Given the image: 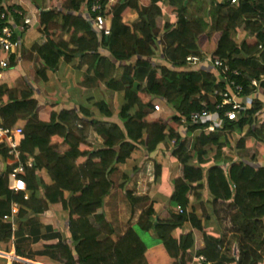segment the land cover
I'll use <instances>...</instances> for the list:
<instances>
[{
    "label": "trees",
    "instance_id": "1",
    "mask_svg": "<svg viewBox=\"0 0 264 264\" xmlns=\"http://www.w3.org/2000/svg\"><path fill=\"white\" fill-rule=\"evenodd\" d=\"M11 2L9 8L21 13L14 17L19 29L16 46L19 35L33 26L44 42L29 49L27 66L20 63L24 72L18 71L14 54L0 73V122L11 131L22 129L19 163L24 165L15 175L18 189H10L8 176L16 165L6 164L9 148L0 145V242L21 237L25 219L60 205L66 213L68 240L48 249L56 251L61 264H191L194 233L202 240L203 247L194 254L202 258L201 264H264V164H257L258 157L264 158V83L257 88L249 83L264 76V51L258 49L264 41V0ZM93 5L100 7L95 14L90 13ZM163 7L173 18L164 20ZM127 15H135V21L126 24ZM97 16L107 20V36L94 27ZM33 56L37 66L32 78L25 70L34 63L29 61ZM188 57L219 60L227 71L195 69L186 63ZM75 62L76 70H84L80 84L103 86L108 95L121 97L117 111L102 99L91 105L97 116L83 106L54 112L55 104L44 103V93L39 100L32 98L34 88L44 91L47 74ZM17 78L28 88L18 97ZM229 83L242 87L236 121L223 117L229 106L216 109ZM202 111L216 113L221 121L214 133L204 132L207 123L191 121L192 114ZM151 112L159 116L150 119ZM90 129L100 140L97 148L87 142ZM232 134L239 136L233 147L228 143ZM161 145L171 147L167 157L181 167L170 197L181 213L158 219L153 205H146L147 197L136 198L128 191L125 196L133 206L144 205L132 227L151 232L157 244L146 248L132 227L113 238L104 211L113 188L111 177L135 151H142L148 162ZM252 148L254 154L246 160L245 152ZM28 160L30 167L25 166ZM152 173L158 179L160 167L152 166ZM122 178L120 189L128 181L127 175ZM204 189L207 204L231 226L227 243L207 236L201 220L186 211L188 196L198 201ZM12 206L17 212L11 221ZM185 224L192 231L175 235ZM233 243L237 257L231 253ZM15 255L23 258L17 249Z\"/></svg>",
    "mask_w": 264,
    "mask_h": 264
},
{
    "label": "crops",
    "instance_id": "2",
    "mask_svg": "<svg viewBox=\"0 0 264 264\" xmlns=\"http://www.w3.org/2000/svg\"><path fill=\"white\" fill-rule=\"evenodd\" d=\"M9 1L11 2L12 0ZM21 6L25 7V11L30 10L26 4L22 3ZM30 12L32 13L33 11ZM162 12L164 14L165 10H162ZM135 19V15H127V17L125 18V22L126 24H131L135 21ZM15 23L16 22L13 19V26L18 28ZM16 28L15 31H18L19 29ZM33 28L35 29V26H33ZM22 36L25 40L22 44L24 48H26V50L24 51V53H22V49L19 46H16L15 50L16 63L18 65L16 67L21 73L22 71L24 72L22 64L23 66H27V58H30L29 54L27 53V50L28 52H30L29 49L32 47V45L44 42L41 34L39 33V31H36V29L32 30L31 28L26 34H22ZM38 40L40 42H37ZM104 57L108 58L109 56L105 54ZM20 63L22 64L20 65ZM75 64L77 65L76 62L70 65H60L55 73L47 74L46 85L51 84V80L49 78L50 75H52L56 76L55 81L58 86L56 89H54L53 87L51 89L48 86V88L46 87V90L51 91H47L44 103L48 101V103L51 105L55 104L54 106H52V111L54 112H59L61 110L77 111L79 106H83L84 108H87L91 113H93L94 109H92L91 105L96 101H101L102 99L105 100L106 103L110 106L111 100H114L116 95H108V92L102 89L103 86L98 87L93 84H86L84 86L80 84L82 82V74L84 70H76L74 68ZM194 68L198 70H206L209 67L201 63L198 66H195ZM32 98L35 100H39L40 92L33 90ZM118 98L121 99L120 96H118ZM91 136H93L94 139L96 138L93 130L90 132V135H88L87 142L95 148L99 147L101 144L100 140L96 138V141L92 142ZM168 147L169 146L161 145L156 150V152L150 157L151 160H148V162L142 164L143 170L138 171L140 173L139 176L142 177V182L140 186L144 187L141 189L144 190L145 193H147L146 196L149 200L146 205H153L155 217L158 219H167L169 212L177 213V206L175 207V209L172 210L162 208V202L165 201L164 199L166 198V195H168L169 197H171L172 195V181L181 176V167L171 162L170 159L167 157V155H169V151L167 150ZM162 155H164L163 159H161ZM29 161L31 160H28V162ZM6 164L9 166L8 162H6ZM144 165H146L149 170H146V167H144ZM154 165H158L160 167V176L158 179H161L163 176V182L164 185H166L165 198H162V190L164 187L157 184L158 179L154 180V175L152 173V166ZM139 166L142 167L141 164ZM151 177H153L152 180H150ZM41 178L46 184L49 183L48 178L44 173H41ZM127 184L128 183H126L124 188L127 186ZM9 185L10 182L8 180V186ZM130 185L131 186H129L128 184L130 188L128 191L131 192L133 197H136L135 195H137V193H134L135 188L133 187L132 189V186H134L133 183ZM114 192L115 191L113 187L109 196H113ZM199 193L201 195V198L198 201L194 200L193 194L188 196L189 205L186 209L187 213L193 212L201 220L203 232L207 236H211L214 238H222L224 240V243H227L230 240L231 236L227 231V226H229L228 221L224 219L222 213L218 214V209L211 208L207 204L208 196L205 189ZM118 208V203H114L113 211L117 212L119 210ZM135 222L131 223L130 226H128L124 230V232L128 228L132 227ZM67 230L68 224L66 220V213L62 212L60 205L51 206L48 211H46L40 216L28 217L22 223L21 237L17 238L16 240H10L8 242H0V264H61L62 261L57 260L56 251L48 248L50 246L56 245L57 243H62V241H67ZM191 231L192 230L190 226L188 224H185L180 230L174 232V234L178 235L182 233L183 235H186ZM194 237L195 246L192 254H190L192 256L191 264H201L199 258H195L194 254L196 250H199L203 247L202 240L200 236L196 233H194ZM234 248L236 249V245L234 246ZM16 249L20 251L23 258H19L15 255Z\"/></svg>",
    "mask_w": 264,
    "mask_h": 264
},
{
    "label": "built area",
    "instance_id": "3",
    "mask_svg": "<svg viewBox=\"0 0 264 264\" xmlns=\"http://www.w3.org/2000/svg\"><path fill=\"white\" fill-rule=\"evenodd\" d=\"M113 2L114 0H110ZM235 1H232L234 3ZM9 0H0V73L4 71L8 64V58L15 54L16 43L14 42V35L16 34L15 28L13 26V19L15 16L21 17V13L17 10L11 9L8 6ZM98 5H93L90 7V13H97L99 11ZM107 20L97 16L94 20V27L97 31H103V35L107 36L109 34ZM23 25H28V21L23 19ZM17 29V28H16ZM258 49L264 51V41L258 46ZM186 63L189 66L194 67L201 63L213 68V69H221L222 74L227 71L224 67V64L216 59H210L205 57L202 61L194 57H188L186 59ZM234 76L237 75L236 72L232 73ZM250 86L253 88H257V86L261 83H264V76H261L259 81L251 80L249 81ZM216 94V93H215ZM242 94V87L239 85H234L233 83H229L226 87V90L221 95V104L216 107V109L220 110L224 106H229L230 110L223 114L228 121H236L239 112L242 110V105L240 103ZM2 105L0 103V109ZM154 111L158 112V106L153 107ZM190 119L193 123L201 122L207 123L208 126L204 129L205 133H214L216 127H220L221 121L216 117V113L211 114L202 111L201 113H195L190 116ZM23 139L22 129L17 128L11 131L8 128H4L0 122V145L4 143L8 146L7 156L9 166L16 165L13 171L9 174L8 180L10 182L9 188L12 190H16L17 187L14 183L15 175L18 173H22L24 170V165L19 163V145ZM25 166L30 167L31 161H27ZM177 213H181V209L179 207L176 208ZM17 209L15 206H12L10 220L12 221L13 217L16 215ZM7 219V218H4ZM13 227V226H12ZM200 261H203L202 258H199Z\"/></svg>",
    "mask_w": 264,
    "mask_h": 264
},
{
    "label": "rangeland",
    "instance_id": "4",
    "mask_svg": "<svg viewBox=\"0 0 264 264\" xmlns=\"http://www.w3.org/2000/svg\"><path fill=\"white\" fill-rule=\"evenodd\" d=\"M162 9L166 11V9L164 7ZM170 17L171 16H169L167 12H165L163 14V18L165 20L166 19L169 20ZM29 18H31V17L29 16ZM161 24H162V21H158L157 22V25H158L159 28L161 27ZM32 30H35V29L32 27ZM201 40L204 41L203 38H201ZM24 41L25 40H24L23 36L22 35H19V43H18V45L21 47L22 53H24V51L26 50V48H24V46L22 44V43H24ZM27 53H28V50H27ZM29 61H34V63H32V64L29 63L28 64V67L25 70V74L28 75V77H32L33 78L34 70H35V68L37 66V59L33 56V59H30ZM183 69L186 70V68H183ZM192 70H194V69L192 68ZM28 71H30L29 74H28ZM49 79L51 80V84L45 85V89L43 88L44 91L42 90L40 92L41 94L44 93L45 94V97H46L47 91H51V90H46V87L47 86L50 89L52 87L54 89H56L57 86H58L57 83H56V81H55L56 76L50 75V78ZM31 80H25V81H27L28 83H30ZM33 83H37L38 84V82L35 79H34V82ZM14 86L16 88V95H17L16 97H18V93L19 92L26 91V89L28 90V88L23 84V79H20V78L15 79ZM37 89L38 88H34V90H36V91H37ZM34 94H35V92H34ZM120 104H121V99H119L118 97H115L114 100H111V106H113V110H115V111L118 110ZM94 111H93V113H91V115L97 116L96 112H94ZM115 111H114V113H116ZM158 116H159L158 113L151 112V114L149 115V118L150 119H155ZM114 120H112V121H114ZM91 131H92V129L88 130L87 135H90V132ZM243 133H244V131H243ZM243 133H242V135H243ZM195 134H197V133H195ZM238 138H239V136L237 134L230 135V137L228 138L229 146H232L233 147L236 139H238ZM91 139H92V142H95L96 141V138L94 139L93 136H91ZM167 150L169 152H171V147L169 146L167 148ZM254 151L255 150H253V148L250 149V150H247L245 152V159L246 160H249L250 157H252V155L254 154ZM223 153H224V150H223ZM226 153H227L228 156L229 155L233 156V153L232 152L227 151ZM144 156L145 155L142 153V151H140V150L139 151H135L133 153L131 159L124 166L119 167L116 170V172L113 174V176L111 177V180H113V187H114V191L115 192H114L113 196H108V199L106 198L105 203H104V211H105V214H106L107 221L111 224V226L114 229V237L113 238H116V237L121 236L123 234L124 230L128 226H130L131 223L135 222V220L138 217L139 212L142 210V208L144 206V205H138V206L131 205L130 204V201L125 196V193L128 192V190L130 189L129 188V186H131L130 184L133 183L134 186H132V189L134 187L135 188L134 193H137V195H135V196L136 197H147L146 196L147 193H145V191L141 189V188H144V187L143 186H140L141 185V182H142V180H141L142 177L139 176L140 173L138 172L142 168L139 165L141 164V166H142V164H145L147 162V161H145ZM163 158H164V155L161 156V159H163ZM257 161H258L257 164H259V165H263L264 164V158L258 157V160ZM144 167H146V170H149V168L146 165H144ZM167 169H168V167H167ZM123 174L128 176V180L129 181H126V182L129 184V186L127 184L128 187L126 186L125 188L120 189L119 188V185L124 182V179L122 178V175ZM152 178L153 177H151L150 180H152ZM157 184L160 185V186H162V187H164L163 190H162V198H165V195H166V185H164L163 176H162L161 179H158ZM164 200L165 201L162 202V208L167 209V210H169V209H171V210L172 209H175L176 205H175V203H173V202L170 201V197L168 195H166V198ZM114 203H118V207H119L118 209L119 210L117 212L116 211H113L114 210ZM90 222L92 223L91 220H90ZM93 225L95 227H98V225H95V224H93ZM132 228L136 231V234H137L138 238L140 239V241L142 242V244L146 248H151L152 246H154L155 244H157V240H155L154 235L151 232L150 233L140 232L135 227H132ZM229 230H231V226L230 225L227 226V231H229ZM231 237L232 236H230V239H231ZM235 245L236 244H234V243L231 245V250H232L231 253H232V255L234 257L235 256L237 257L238 252L234 248Z\"/></svg>",
    "mask_w": 264,
    "mask_h": 264
}]
</instances>
